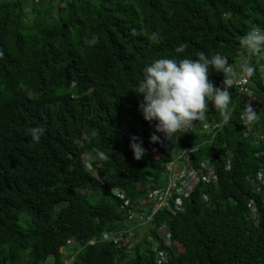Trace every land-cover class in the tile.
I'll return each instance as SVG.
<instances>
[{"label": "trees", "instance_id": "obj_1", "mask_svg": "<svg viewBox=\"0 0 264 264\" xmlns=\"http://www.w3.org/2000/svg\"><path fill=\"white\" fill-rule=\"evenodd\" d=\"M257 26L264 28V0H0V264H46L48 257L58 264L68 238L79 250L76 264H264V192L252 183L264 162V87L254 85L260 102L253 122L229 89L231 117L214 137L200 131L222 120L210 102L193 133L167 138L143 119L136 92L146 62L204 51L232 64L240 38ZM93 35L98 43L89 46ZM253 59L258 81L261 62ZM222 78L209 68L215 86ZM31 127L43 129L38 142L27 134ZM154 132L159 139L150 142ZM132 137L145 150L139 159ZM192 146H200L192 163L209 158L218 184L195 185L183 212L155 214L148 234L157 247L147 236L128 252L98 240L125 227L112 189L138 198V183L164 186L168 163ZM88 151L101 164L94 172L84 163ZM164 220L183 252L162 243ZM160 250L168 259L157 262Z\"/></svg>", "mask_w": 264, "mask_h": 264}, {"label": "clouds", "instance_id": "obj_2", "mask_svg": "<svg viewBox=\"0 0 264 264\" xmlns=\"http://www.w3.org/2000/svg\"><path fill=\"white\" fill-rule=\"evenodd\" d=\"M45 1H51V0H45ZM55 2L59 3V0H55ZM130 31L132 35L136 34L135 29H132ZM97 43H98V37L95 35H93L88 40L89 46L95 45ZM239 44L243 48H239L237 50L235 61L232 64H229L228 58L225 55L221 54L220 52H212L206 54L204 51L197 52L195 58H191V57L177 58V57L165 56V57L152 59L150 62H146L141 69V78L138 80V84H137L138 91H136L138 94H142V101L138 105V111L141 113L143 119L148 122L155 121V125H154L155 132L163 133L164 136L168 138L169 136L177 132H181V131L184 132L185 130L191 129L194 120L195 121L204 120L205 113L208 110V106L210 102L212 107L222 117V120H218L216 118H212V119H216L220 121L223 125L222 127L207 133L203 130V125H202L200 131L202 132L203 137H206L208 135H212V137H214L215 134L219 133L223 129L224 124H227L229 122L231 117V110L229 109V103L231 100L232 92L231 90L229 91V89L232 88L234 84V80L239 75V73H237L236 70L241 69V72H243L244 74L251 75L254 69L251 65H248V62H250L251 59L254 60L253 58L264 59V28H261L259 26L250 28L242 35V37L239 40ZM183 47H184L183 45H180L177 48V52H182ZM246 54L249 57H251V59L247 60ZM210 67L213 71L217 73H221L223 75V78L220 80L221 84L219 83L220 85L218 86H215L213 82L208 79ZM258 73L259 71H256V75ZM255 83H260L263 86V84L259 80L254 81L252 79V83L250 84V87L253 90ZM236 94H237V90H236ZM238 101L244 102V100L237 99L235 96V102ZM255 102L257 103L255 107H251L250 105H245L246 107L243 110V118H246L248 122H253L257 118L256 112L253 111V109L258 108L259 106L260 101L257 95ZM212 119L206 122H210L212 121ZM206 126L207 125H205V127ZM194 131L195 130H193V132ZM250 131H251L250 125L245 124L243 127V132L244 133L247 132L248 134L246 135L248 136L250 134ZM42 132L43 129L40 127H31L28 129L27 134L31 136L33 142H38ZM155 132L150 136V142L158 141L159 138L155 134ZM178 134H182V133H178ZM212 141L213 138H207L205 142H212ZM192 147H196V146H192ZM130 148L136 159H139L145 151L144 148L142 147L141 142L139 141V138L137 137H132L130 142ZM84 163L86 169L91 172H94L95 168L101 165L100 162L96 160L95 155L91 151L86 152V154L84 155ZM88 163L91 165V167L88 166ZM263 163H261V165ZM197 166L198 165H194V167ZM104 178L107 177L104 176ZM168 182H169V175H168L167 183L164 186H160V187L165 188ZM149 183H154V182L151 179V181L146 182L144 184L142 183L137 184L138 186L137 190H140L142 192V195L138 198L134 196H130L125 189L113 188L112 193L121 200L122 202L121 207H122V204L124 203L126 198L135 200V202H140V200L145 197L144 189L145 186ZM154 187H158V185ZM257 187L262 188V186H257ZM115 190L121 194H124V197L122 198L118 194L114 193ZM262 191L264 192L263 188ZM184 199L185 198L182 199L183 205H184ZM201 199L202 201H206L208 198L204 199L201 196ZM122 209L126 211V215H127L128 208L122 207ZM154 219H155V214L153 220L150 221L147 225L135 227L136 224L130 223L126 218L125 223L123 224L125 227H121L113 231L106 230L102 233L101 238L98 240L113 244L117 247V249H119V246L116 243L104 239V233L115 232L120 229H130L131 227H134L135 246L139 240L143 239V237L138 238L137 235L141 231H145L146 232L145 236H147L148 242L155 247L157 246V244L154 241V237L148 234L149 232L148 230L152 228L150 224L153 223ZM164 222L167 223L169 229L168 222L164 220L158 226V233H157L158 236H159V230ZM169 232L171 233L170 229ZM95 241L96 239H92L88 241V243L93 244L95 243ZM171 241L180 243L179 241L174 240L172 238V235H171ZM183 247L185 250L184 245ZM60 249L63 252V257L61 262H59L58 264H67V263L76 264V262L79 260L78 257L79 250H76L75 240L73 238H68L66 245L61 246ZM133 249L130 251H133ZM173 249L178 254V252L175 250L174 247ZM119 250H125V249H119ZM125 251L128 252L129 250L126 249ZM119 264L122 263L119 262Z\"/></svg>", "mask_w": 264, "mask_h": 264}, {"label": "built area", "instance_id": "obj_3", "mask_svg": "<svg viewBox=\"0 0 264 264\" xmlns=\"http://www.w3.org/2000/svg\"><path fill=\"white\" fill-rule=\"evenodd\" d=\"M246 58L247 60L251 59L247 54ZM259 60L261 62V69L259 72L261 78L259 81L264 86V59L259 58ZM236 72L239 73V75L234 80L232 86L237 90L236 98L244 100L245 105L255 107L257 103L255 102L256 95L254 90L250 87V84L252 83L251 75L244 74L241 72V69L236 70ZM154 125L155 121H152L153 128ZM205 125L207 126L205 127ZM222 125L223 124L220 121L212 119V121L203 124V130L206 133L211 132L222 127ZM193 130L192 126L191 129L185 130L184 132H177L175 134H191ZM245 134L248 133L246 132ZM198 149L199 146L186 148L176 160L168 163L167 169L170 171L169 182L165 188L160 186L154 187L157 185L149 183L144 189L145 197L141 199L140 202H135V200L129 198L125 199L122 207L128 208L127 219L130 223H135V227L147 225L153 220L154 214L161 209H166L172 214H176L178 211H184L185 208L182 199L191 195L195 185L199 183L218 184V175L216 174L210 159L207 158L201 161L197 167H194L191 153ZM232 157V150L228 148L227 153L223 158L224 165L227 169L231 168ZM88 166L91 167L89 163ZM252 183L255 186H262L264 190V163L261 165L260 169H258ZM114 193L122 198L124 197V194H121L116 190ZM201 196L204 199L208 198L206 193L201 192ZM159 237L165 246L174 247L178 253L184 251L182 244L171 241V233L169 232L166 222L163 223L159 230ZM104 239L116 243L119 246V249H127L130 251L135 246L134 227H131L130 229H120L115 232H105ZM156 247L157 246H155V248ZM156 259L157 261L167 260L168 256L165 252L160 250L156 252Z\"/></svg>", "mask_w": 264, "mask_h": 264}, {"label": "rangeland", "instance_id": "obj_4", "mask_svg": "<svg viewBox=\"0 0 264 264\" xmlns=\"http://www.w3.org/2000/svg\"><path fill=\"white\" fill-rule=\"evenodd\" d=\"M20 224L24 227V228H28L30 226L29 223L25 222V221H20ZM146 235V232L145 231H141L137 237L138 238H141V237H144ZM71 250V249H70ZM52 258L48 257L47 260H46V264H49L50 262L52 263Z\"/></svg>", "mask_w": 264, "mask_h": 264}]
</instances>
